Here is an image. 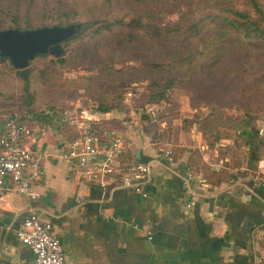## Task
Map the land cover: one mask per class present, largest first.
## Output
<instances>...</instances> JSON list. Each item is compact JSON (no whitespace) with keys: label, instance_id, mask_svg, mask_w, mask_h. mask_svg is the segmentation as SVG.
<instances>
[{"label":"crops","instance_id":"1","mask_svg":"<svg viewBox=\"0 0 264 264\" xmlns=\"http://www.w3.org/2000/svg\"><path fill=\"white\" fill-rule=\"evenodd\" d=\"M168 92L174 101L161 98L148 112L130 103L95 108L92 128L102 148L115 135L122 138L113 160L121 171L136 161L151 163L146 196L74 178L60 155L74 133L49 115L35 118L30 145L44 151L39 196H0V264H36L16 234L29 209L53 224L64 264H264L263 144L250 143L234 123L201 124L186 95Z\"/></svg>","mask_w":264,"mask_h":264},{"label":"rangeland","instance_id":"2","mask_svg":"<svg viewBox=\"0 0 264 264\" xmlns=\"http://www.w3.org/2000/svg\"><path fill=\"white\" fill-rule=\"evenodd\" d=\"M62 1L67 5L72 1L79 4L74 9L71 8L67 16L61 14L52 4L45 10L42 9L40 15L39 10L31 11L33 26L39 25L40 20L51 24L61 17L67 19L66 22L88 23V20L96 15L132 16L149 11L156 15L151 18L153 22L166 26L184 17L186 13H190V17L194 19L202 13L219 12L220 8L226 5L255 14L247 0ZM259 3L264 10V0H259ZM190 17L181 19L182 23L188 24ZM8 18L9 16L0 13L2 27H7ZM134 32L139 37L135 44L120 40L126 33L124 29L103 33L97 38L73 40L65 52L66 61L63 63L50 62V54L33 58L32 102L27 105L23 102L22 80L8 65V61H0V119L16 113L24 116L29 120V124L33 125L38 116L49 115L51 121L58 127L67 128V125L59 122V112L71 111L76 106L95 109L98 98L114 102L117 108H124L129 103L131 106L136 105L140 113L144 103L153 99L150 93L161 88V84H151V78L161 80L165 78L163 72L152 73L145 70L143 67L145 58L150 57L166 63L174 54H181L177 50L174 51L180 45L184 55L194 51L201 59L208 54V47L213 46L203 42L201 37L200 40H194L183 33L177 34L171 41L172 44L166 46L148 37L143 31ZM203 32L211 35L215 31L210 27ZM227 36L232 37L233 34L228 33ZM229 49L230 52L226 53L223 60L216 62L218 66L216 65L214 72L199 67L200 59L194 64L193 73L179 68L175 72V83L169 91L174 95L187 96L188 103L198 108V116L203 121L201 124L224 121L228 127L234 123L235 126L244 129H247L246 124H249L258 129V133L264 138V54L258 47L239 46L235 42ZM211 52L212 50L209 53ZM109 65L119 72L114 73V69ZM85 76L89 78L86 79ZM127 92L131 94H127L130 99L125 102ZM167 92L163 98H170L173 102L172 94ZM202 106H205V110H202ZM202 111L207 114L202 116ZM184 119L188 120L186 117ZM260 149L263 155L264 145Z\"/></svg>","mask_w":264,"mask_h":264},{"label":"trees","instance_id":"3","mask_svg":"<svg viewBox=\"0 0 264 264\" xmlns=\"http://www.w3.org/2000/svg\"><path fill=\"white\" fill-rule=\"evenodd\" d=\"M109 2L110 0H105ZM252 6L255 14L250 11L239 9L237 7L226 5L220 8L219 12H206L199 16H195L194 19L190 17V13L183 15L177 20L168 23L166 26H161L156 24L151 20L152 17L156 15L149 11L147 13H137L132 16H114V15H103V16H93L88 23L96 20V22L84 31H79L71 37L65 39L62 42L64 52L59 56L51 55L50 62L63 63L66 61L65 52L69 48L71 41L81 40L83 38H97L103 33H112L117 29H124L126 33L122 35L121 41H127L130 44H135V41L139 39L134 31L140 30L145 32L148 37L164 44H172V40L179 33L185 34L187 37H193L194 40H203L206 44H212L211 48L208 47L207 55L205 57H198V54L194 51H189L187 55L181 51V46L174 49L178 51L179 55L174 54L173 57L169 58L166 63L162 61H156L153 58H145L143 61V67L152 73L163 72L165 75L164 80L151 78V84H161V88L154 90L150 93L153 99H149L148 102H157L163 98L164 94L173 87L175 83V72L182 68L185 72L193 73L194 64L200 59L201 63L199 67L206 68L212 72L218 66L217 61L223 60L226 53L230 52L229 48L232 43L238 44L239 46H253L258 47L259 51L264 54V10L262 9L259 0H247ZM104 2V0H102ZM52 4L60 10L61 14L67 16L79 3L72 1L69 5L65 4L62 0H46L43 2L33 1V0H0V13L3 16H9L7 27L19 28V29H29L34 27H39L43 25H65L67 23H81V22H66L67 19L61 17L56 22L51 24H46L44 21L40 20L39 25L33 26V19L31 16V11H38L40 15L41 10H45L48 5ZM56 4V5H55ZM44 16V12L42 13ZM191 18L188 24L184 25L181 19ZM24 23L22 26L21 23ZM2 27L1 28H7ZM213 28V34H207L203 30L207 28ZM232 33V37H228L227 34ZM212 50L211 54L209 53ZM48 53H37L33 58L38 55H45ZM30 63L24 68H15L9 61L8 56L0 55V61H8L14 70L16 75L22 80V93L24 95L23 102L27 105L32 102V92H31V81H32V69L33 66ZM177 58V59H176ZM217 65V66H216ZM180 66V67H179ZM113 72H119L118 69L113 68L109 65ZM142 67V68H143ZM88 79V76H85ZM115 103L112 101H106L103 98H98L97 109L108 110L115 107ZM21 117V116H20ZM26 119L24 116L21 117ZM27 120V119H26ZM28 121V120H27ZM202 121V120H200ZM203 122V121H202ZM249 129H248V128ZM246 131L248 135V141L251 143L253 137L258 135V142L256 147L260 144L264 145V138L258 133L255 127L246 124ZM256 157H249V160H255Z\"/></svg>","mask_w":264,"mask_h":264},{"label":"built area","instance_id":"4","mask_svg":"<svg viewBox=\"0 0 264 264\" xmlns=\"http://www.w3.org/2000/svg\"><path fill=\"white\" fill-rule=\"evenodd\" d=\"M154 105L155 102H147L143 108L148 112ZM59 114V122L74 133L60 151L74 178L95 182L102 188L113 182L116 187H127L142 196L147 195L144 184L151 179V163L136 161L128 170L121 171L113 160L120 155L122 138L115 135L110 147L102 148L92 128L98 119L95 109L76 106ZM36 136L37 127L18 114L11 113L3 119L0 131V196L6 191H15L29 198L39 196L35 182L44 172V151L30 145ZM99 153H104L102 159L95 158ZM188 184L189 178H185L184 186ZM16 234L30 247L36 264H64L63 247L53 224L33 209H29L19 222Z\"/></svg>","mask_w":264,"mask_h":264},{"label":"water","instance_id":"5","mask_svg":"<svg viewBox=\"0 0 264 264\" xmlns=\"http://www.w3.org/2000/svg\"><path fill=\"white\" fill-rule=\"evenodd\" d=\"M89 23H67L65 25H43L29 29L13 27L0 29V55L8 56L15 68H24L37 53H48L59 56L64 52L62 42L92 26ZM258 130V129H257ZM258 135L253 137L256 143ZM251 156L255 157L254 151Z\"/></svg>","mask_w":264,"mask_h":264}]
</instances>
